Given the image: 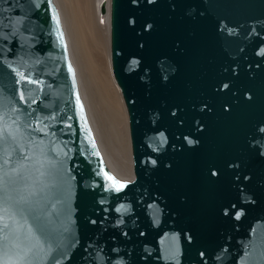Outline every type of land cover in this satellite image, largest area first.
<instances>
[{
	"label": "water",
	"instance_id": "obj_1",
	"mask_svg": "<svg viewBox=\"0 0 264 264\" xmlns=\"http://www.w3.org/2000/svg\"><path fill=\"white\" fill-rule=\"evenodd\" d=\"M110 54L131 179L100 146L55 0H0L17 137L0 197L21 201L0 254L264 264V0H110Z\"/></svg>",
	"mask_w": 264,
	"mask_h": 264
},
{
	"label": "bare ground",
	"instance_id": "obj_2",
	"mask_svg": "<svg viewBox=\"0 0 264 264\" xmlns=\"http://www.w3.org/2000/svg\"><path fill=\"white\" fill-rule=\"evenodd\" d=\"M55 2L63 20L89 116L94 129L100 135L97 136L100 146L106 159L113 161L127 177L118 175L108 162L111 170L120 178L131 179L133 162L127 113L111 67L110 0H55ZM107 125L114 129L116 141L119 143V153L111 142Z\"/></svg>",
	"mask_w": 264,
	"mask_h": 264
},
{
	"label": "snow or ice",
	"instance_id": "obj_3",
	"mask_svg": "<svg viewBox=\"0 0 264 264\" xmlns=\"http://www.w3.org/2000/svg\"><path fill=\"white\" fill-rule=\"evenodd\" d=\"M20 79H23V75L18 73ZM21 98H23L21 96ZM16 132L13 131L9 125L5 122L3 113H0V193L4 192V177L8 174L5 171V167L11 158L12 144L16 141ZM112 180V177H109ZM10 198L0 197V248L5 246V242L8 240V233L14 230L16 224V215L18 209L15 205L21 203L20 200L9 202ZM19 239V236H17ZM0 264H44L43 259L33 261L22 257L20 259L12 260L5 259L3 254H0Z\"/></svg>",
	"mask_w": 264,
	"mask_h": 264
},
{
	"label": "rangeland",
	"instance_id": "obj_4",
	"mask_svg": "<svg viewBox=\"0 0 264 264\" xmlns=\"http://www.w3.org/2000/svg\"><path fill=\"white\" fill-rule=\"evenodd\" d=\"M121 92V91H120ZM123 99V98H122ZM124 102V101H123ZM125 106V105H124ZM125 110H126V108H125ZM126 113H127V111H126ZM127 119H128V115H127ZM108 126V125H107ZM128 128H129V123H128ZM108 129H109V135H110V139H111V142L113 143V145H114V148L116 149V152L117 153H119V143L116 141V138H115V134H114V129L111 127H109L108 126ZM113 129V130H112ZM96 130V129H95ZM96 132H97V136L99 135V132L96 130ZM98 137H100V135L98 136ZM129 138H130V136H129ZM130 145H131V143H130ZM105 153L107 154V156H109V154H108V151H106L105 150ZM131 154H132V152H131ZM110 158V157H109ZM107 160H109L108 158H107ZM109 162V164H110V166H111V168L118 174V175H120L121 177H124V178H126L125 177V173H123V171H121L116 165H115V163H113V161H111L110 162V160L108 161Z\"/></svg>",
	"mask_w": 264,
	"mask_h": 264
}]
</instances>
